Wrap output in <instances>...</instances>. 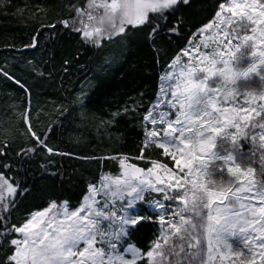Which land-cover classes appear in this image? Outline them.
<instances>
[{"label":"rangeland","instance_id":"374dc122","mask_svg":"<svg viewBox=\"0 0 264 264\" xmlns=\"http://www.w3.org/2000/svg\"><path fill=\"white\" fill-rule=\"evenodd\" d=\"M178 1L87 0L61 23L101 49L106 40L152 14L163 16ZM112 58L102 54L99 67L107 68ZM24 69L17 73L0 65V131L14 133L24 125L47 155H59L33 132L51 104L49 81L31 59ZM86 89L88 84L77 90L75 104H83ZM139 109L135 101L122 113L139 115ZM111 122H73L71 140L77 142L76 130L87 128L107 141L111 133L103 129ZM139 124L143 149H161L172 166L149 160L143 176L133 179L120 165L142 158L100 157L115 160L118 172L89 184L76 208L52 202L20 219L7 233V262L264 264V0L222 3L160 75L155 100ZM15 192L0 174V214ZM141 220L153 222L156 230L147 252L127 242Z\"/></svg>","mask_w":264,"mask_h":264},{"label":"trees","instance_id":"16d2710c","mask_svg":"<svg viewBox=\"0 0 264 264\" xmlns=\"http://www.w3.org/2000/svg\"><path fill=\"white\" fill-rule=\"evenodd\" d=\"M86 1L0 0V65L23 73L25 60L31 59L42 80L49 81L45 91L51 104L33 132L45 146L60 152L47 155L24 125L14 133L0 131V174L16 187L7 212L0 214V264H11L6 261L11 252L7 233L20 219L52 202L76 208L89 184L118 172L115 160L100 157H140L143 162H132L144 168L149 160L172 166L161 149H143L139 119L155 100L168 64L227 0H180L163 16L152 14L146 23L126 28V36L106 40L101 49L61 23L72 19L75 7ZM104 53L113 58L103 69L99 59ZM85 84L84 102L75 104L72 100ZM18 91L24 101V93ZM135 101L140 102L139 115L123 114ZM78 118L91 124L112 120L102 131L109 130L110 139H97L86 128L77 129L80 142H72V124ZM155 234L154 223L141 220L129 231L127 242L147 252Z\"/></svg>","mask_w":264,"mask_h":264},{"label":"water","instance_id":"95a60500","mask_svg":"<svg viewBox=\"0 0 264 264\" xmlns=\"http://www.w3.org/2000/svg\"><path fill=\"white\" fill-rule=\"evenodd\" d=\"M120 168L122 170L127 171L133 179H140L145 171L144 167H142L139 164H132V165L122 164L120 165ZM150 176L156 185L158 186L164 185L158 173L154 171H150Z\"/></svg>","mask_w":264,"mask_h":264}]
</instances>
